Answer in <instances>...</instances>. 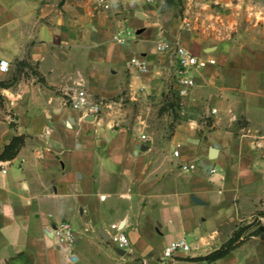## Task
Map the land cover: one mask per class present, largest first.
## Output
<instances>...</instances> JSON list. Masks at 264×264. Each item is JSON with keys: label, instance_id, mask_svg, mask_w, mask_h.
Segmentation results:
<instances>
[{"label": "crops", "instance_id": "crops-1", "mask_svg": "<svg viewBox=\"0 0 264 264\" xmlns=\"http://www.w3.org/2000/svg\"><path fill=\"white\" fill-rule=\"evenodd\" d=\"M108 1L0 0V156L23 138L0 158V264H264V233L203 259L264 208V0ZM162 41L216 63L194 72L161 142L178 87ZM79 88L103 101L100 124L69 106ZM61 221L72 248L49 234ZM180 238L191 251L165 260Z\"/></svg>", "mask_w": 264, "mask_h": 264}, {"label": "built area", "instance_id": "built-area-1", "mask_svg": "<svg viewBox=\"0 0 264 264\" xmlns=\"http://www.w3.org/2000/svg\"><path fill=\"white\" fill-rule=\"evenodd\" d=\"M147 3H152L155 0H139ZM98 5L104 10H110L112 5L108 0H98ZM130 33L127 31H120L114 36V40L120 45H126ZM158 50L165 54L169 53L176 62L175 77L177 87V98L180 109L184 106L183 100L188 97L195 87L196 81L194 72L205 68L208 64H215V59H199L191 53L190 50L178 44H172L167 41L159 42L157 45ZM132 67L136 68L141 74H148L150 72L149 64L137 57L133 56L130 60ZM10 70L9 62L5 60L0 61V71L8 72ZM69 106L77 111H80L85 119L93 118V122L100 124L101 116L103 113L104 103L95 98L94 95L88 93L85 89H77L69 95ZM215 114L218 112L216 108L212 110ZM142 139L146 140L147 136L142 135ZM179 144L173 150L175 157L180 156ZM183 169L190 170L195 168L194 164L183 165ZM216 172V168L212 169ZM50 236L55 241L59 248H72L76 243L77 233L68 221H61L54 225L50 230ZM111 241L119 250H124L126 253L131 247V242L125 231L120 230L118 233L111 237ZM191 251V246L186 238H180L171 241L164 249V259L171 260L178 253H188Z\"/></svg>", "mask_w": 264, "mask_h": 264}, {"label": "trees", "instance_id": "trees-1", "mask_svg": "<svg viewBox=\"0 0 264 264\" xmlns=\"http://www.w3.org/2000/svg\"><path fill=\"white\" fill-rule=\"evenodd\" d=\"M23 143L22 137H15L11 143L6 147L3 154L0 156L1 159H12L14 158L20 146ZM258 216L264 217V212H259ZM251 230V231H250ZM249 231V232H248ZM248 232V233H247ZM264 233V223H262L259 218L255 219L252 223H248L247 225H239L237 229L234 231L232 237L223 244L219 249L211 252L203 259L208 262H215L227 254H229L232 250L243 244L249 238L253 236H258Z\"/></svg>", "mask_w": 264, "mask_h": 264}, {"label": "rangeland", "instance_id": "rangeland-1", "mask_svg": "<svg viewBox=\"0 0 264 264\" xmlns=\"http://www.w3.org/2000/svg\"><path fill=\"white\" fill-rule=\"evenodd\" d=\"M171 99V98H170ZM174 99H178V98H176L175 97V95H174ZM176 100H170V102L168 103H166L165 104V108L170 112V115H171V117L169 118V119H165L164 117H160L159 118V120L158 121H155V124H154V127H156V128H158V131L160 130V128L162 127V126H164V125H167V127H168V131L167 132H163V134H162V139H160L161 140V142L162 141H165V138H168L169 136H170V134H171V132H172V130H173V128H174V126H175V124L176 123H178V122H181V120H182V116L181 115H179V113H178V108H179V106L177 105V103H178V101L176 102ZM172 101V102H171ZM161 132V131H160ZM262 212H264V208H262V210H261ZM259 218V220L262 222V223H264V217L263 216H258V214L257 215H254L253 217H251L250 219H248V220H246L244 223H242L241 225H247L248 223H252L255 219H258ZM251 231V230H250ZM249 232V231H248ZM247 232V233H248ZM188 240V239H187ZM159 264H168V261H165V262H163V261H159ZM179 264H188V263H179Z\"/></svg>", "mask_w": 264, "mask_h": 264}, {"label": "water", "instance_id": "water-1", "mask_svg": "<svg viewBox=\"0 0 264 264\" xmlns=\"http://www.w3.org/2000/svg\"><path fill=\"white\" fill-rule=\"evenodd\" d=\"M88 120H93V118H90V119H88ZM118 251L121 252V253H123V254H126V252H125L124 250H119V249H118Z\"/></svg>", "mask_w": 264, "mask_h": 264}]
</instances>
